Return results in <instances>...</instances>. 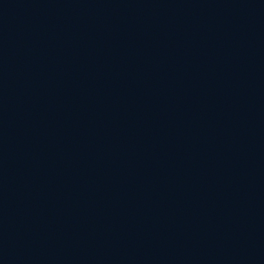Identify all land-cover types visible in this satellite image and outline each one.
Here are the masks:
<instances>
[{
  "label": "water",
  "instance_id": "obj_1",
  "mask_svg": "<svg viewBox=\"0 0 264 264\" xmlns=\"http://www.w3.org/2000/svg\"><path fill=\"white\" fill-rule=\"evenodd\" d=\"M0 264H264V0H0Z\"/></svg>",
  "mask_w": 264,
  "mask_h": 264
}]
</instances>
